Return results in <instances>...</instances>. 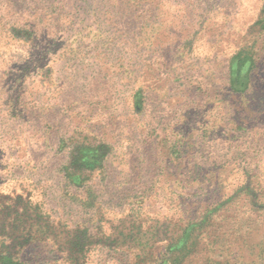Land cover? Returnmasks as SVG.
<instances>
[{
    "label": "rangeland",
    "instance_id": "1",
    "mask_svg": "<svg viewBox=\"0 0 264 264\" xmlns=\"http://www.w3.org/2000/svg\"><path fill=\"white\" fill-rule=\"evenodd\" d=\"M103 144L71 184L76 148ZM206 176L231 200L186 264H264V0H0V252L66 264L87 227L81 264H159L205 208L175 191Z\"/></svg>",
    "mask_w": 264,
    "mask_h": 264
},
{
    "label": "trees",
    "instance_id": "2",
    "mask_svg": "<svg viewBox=\"0 0 264 264\" xmlns=\"http://www.w3.org/2000/svg\"><path fill=\"white\" fill-rule=\"evenodd\" d=\"M252 59L244 57L241 55L236 56L231 64V90L233 94L244 93L248 89L249 73L252 68ZM141 98L135 99L136 105L141 103ZM137 107V106H136ZM106 145L98 146H78L76 151L69 157L68 164L64 168L63 175L71 184H82L88 176L87 172H92L95 169H100L104 163L106 153L103 151ZM207 175V174H206ZM206 183H209L207 188L201 186L200 184L186 186L190 187L186 192L180 190V192L175 191L177 196L188 197L194 196L201 191V193L206 196L205 198V208L199 214V216H191L190 210H184L180 218L176 221L181 232H178L175 236L170 237V240L166 242V252L162 258H160L159 264H186L189 257L195 252L196 247L199 243L200 232L207 228L213 226V222L216 219L215 216L222 210L227 209V204L230 202V193L224 192L223 197L220 199L219 195L222 191H219L218 187L212 183L211 178L206 176ZM196 179V178H194ZM245 184V183H243ZM223 187V186H222ZM221 187V188H222ZM245 187V185H243ZM184 189V188H183ZM253 190V189H252ZM254 191V190H253ZM214 194H218L216 198ZM211 196V197H208ZM204 199V198H203ZM212 199V200H209ZM143 205H139L141 208ZM263 207V204L262 206ZM189 213V214H188ZM188 214V215H187ZM214 219V220H213ZM213 220V222H212ZM248 220V219H246ZM60 222V221H59ZM240 227L246 225L244 219L237 221ZM140 225H143L140 223ZM48 226L54 227V222ZM1 230V229H0ZM88 228L83 229H73L67 234L65 240V253L62 255L64 257V262L66 264H81L82 252L85 247V243L88 238ZM6 238H11V233H4ZM164 236H158L156 232L152 233L151 238L155 239V242L164 241ZM148 244V243H146ZM140 253L136 256L141 258L142 263L146 262L148 255V247H141ZM137 263V261H135ZM0 264H26L16 257L9 255L8 253L0 252Z\"/></svg>",
    "mask_w": 264,
    "mask_h": 264
}]
</instances>
